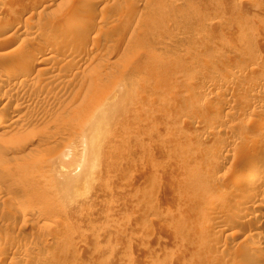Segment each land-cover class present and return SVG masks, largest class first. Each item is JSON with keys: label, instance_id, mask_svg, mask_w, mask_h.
Segmentation results:
<instances>
[{"label": "rangeland", "instance_id": "374dc122", "mask_svg": "<svg viewBox=\"0 0 264 264\" xmlns=\"http://www.w3.org/2000/svg\"><path fill=\"white\" fill-rule=\"evenodd\" d=\"M0 9V61L28 84L0 87V264H264V162L243 163L264 151V0ZM252 173L234 224L244 188L215 193Z\"/></svg>", "mask_w": 264, "mask_h": 264}, {"label": "bare ground", "instance_id": "6f19581e", "mask_svg": "<svg viewBox=\"0 0 264 264\" xmlns=\"http://www.w3.org/2000/svg\"><path fill=\"white\" fill-rule=\"evenodd\" d=\"M35 1V0H34ZM36 3V2H35ZM41 3V2H40ZM40 6V5H39ZM44 6V5H43ZM43 6L41 7V8H43ZM46 6V5H45ZM0 11H1V9H0ZM15 11V10H14ZM11 17V16H10ZM7 18V17H6ZM5 18V19H6ZM15 18V17H14ZM12 20V19H11ZM2 22V23H1ZM1 24H0V35H3V34H5V33H7L12 27H11V24H9L10 23V21L8 20L7 21V19L5 20V22L3 21V20H1ZM68 27V26H67ZM66 26H65V28H67ZM70 27V26H69ZM68 27V28H69ZM67 28V29H68ZM70 28H72V26L70 27ZM69 28V29H70ZM63 29V28H62ZM67 29H66V31H67ZM65 30V29H64ZM28 31V30H27ZM68 32V31H67ZM71 32V31H70ZM76 32V31H75ZM20 33V32H19ZM46 33V32H45ZM42 34V32H40V35ZM20 35V34H19ZM21 35H23V36H29V35H32L31 34V32H22L21 33ZM35 35V34H34ZM38 35H39V33H38ZM43 35H44V33H43ZM42 35V36H43ZM46 35V34H45ZM48 35V34H47ZM41 36V38H44V39H46L47 41H48V39H50L48 36ZM14 36V35H13ZM4 37V36H3ZM3 37H2V39H3ZM9 37V36H8ZM40 37V36H39ZM41 38H39V39H41ZM7 39V38H6ZM5 39V40H6ZM28 39V38H27ZM26 39V40H27ZM54 39V38H53ZM78 40L79 38H75V40ZM55 40V39H54ZM7 41V40H6ZM10 41V40H9ZM67 41H68V39H67ZM78 41H81V40H78ZM49 42H50V40H49ZM56 42V41H55ZM66 42V41H65ZM77 42V41H76ZM12 43V42H11ZM27 43V42H26ZM25 43V44H26ZM30 43V42H29ZM32 43V42H31ZM45 43H47V42H45ZM53 43V42H52ZM52 43L49 45V48H51L50 46H52L53 47V45H52ZM77 43H79V42H77ZM82 43V42H81ZM47 44H49V43H47ZM57 45V44H56ZM66 45V44H65ZM59 46V45H58ZM24 47V46H23ZM55 47V46H54ZM59 48V47H58ZM58 48H56V49H58ZM81 49V48H80ZM25 50V49H24ZM38 51V50H37ZM42 51V50H41ZM55 51V50H54ZM20 52V51H19ZM53 52V50H52V48H51V50H43V52H42V55H40V57H39V59H35L34 60V62H33V60H32V62L33 63H35V65H39L40 63L41 64H43V63H49V61L53 58L52 57V55L50 54V53H52ZM56 52V51H55ZM11 53V52H10ZM16 53H17V51H16ZM23 53V52H22ZM9 54V53H8ZM7 54V55H8ZM15 54V53H14ZM16 55V54H15ZM11 57H13V55H10ZM24 56V55H23ZM56 57V56H55ZM8 58H9V56H8ZM21 58V57H20ZM15 59V60H14ZM16 59L17 58H14L13 57V60L11 61V59H9V61L7 60H4V61H0V87L2 88H5V87H10L12 90H15V91H21V90H23L26 86H28V84L25 82V80H27V79H25L24 81H23V76L24 75H26L24 72H25V68L24 67H26V65L24 66V64H26L24 61H22L21 62V64H19V62H18V60L16 61ZM27 59V58H26ZM55 59V58H54ZM24 60V59H23ZM71 61V60H70ZM23 62H24V64H23ZM51 62V61H50ZM18 63V64H17ZM34 65V66H35ZM45 65V64H44ZM48 66H50V65H48ZM48 66H46V67H48ZM54 66V65H53ZM29 68V67H28ZM46 69V68H45ZM52 69V68H51ZM51 69H49L48 70V68H47V71H42V70H40L41 72H46L45 74L47 75V74H52V73H54V72H52L51 71ZM44 70V69H43ZM24 73V74H23ZM54 75V74H53ZM55 77L57 78V75H55ZM59 77V76H58ZM52 78H54V76H52ZM48 80H51V79H48ZM54 80V79H53ZM53 80H51L52 82H53ZM69 80V79H68ZM51 81H49V83H51ZM55 81V80H54ZM57 81H59V80H56V83L58 84V82ZM27 84V85H25V83ZM48 82V81H47ZM60 83V82H59ZM63 83V82H62ZM70 83V82H69ZM24 85H25V87H24ZM56 85V84H55ZM55 85H53V86H55ZM60 85V84H59ZM58 87H60V86H58ZM27 88V87H26ZM8 90V89H7ZM6 90V91H7ZM25 90V89H24ZM5 91V90H4ZM8 92H9V90H8ZM12 93V92H11ZM16 93V92H15ZM1 112V111H0ZM7 119V118H6ZM0 120H2V119H0ZM4 120V119H3ZM7 121H9V123H11L10 122V120L9 119H7ZM2 122V121H1ZM4 122V121H3ZM5 122H6V120H5ZM263 124V123H262ZM10 125V124H9ZM11 127V126H10ZM12 128H14V127H12ZM9 129V128H8ZM213 131V130H212ZM209 133H212L211 132V130H209ZM73 148V150L75 151H73L74 153H77L78 152V149H76V148H74V147H72ZM71 149V148H70ZM220 150H218V152H219ZM249 151V152H248ZM247 152L249 153V155H245V154H248L247 152L244 154L245 156L243 157V163L245 164V167L247 166V169H252V165H253V163L254 162H256V160H258V161H260L261 162V165H262V163L264 162V151H260V152H256V154H251L250 152H252V151H250V150H248ZM58 160V159H57ZM55 162V161H54ZM259 162V163H260ZM260 165H259V167L257 168L258 170L260 169ZM262 169V168H261ZM261 172V171H260ZM221 181L223 182L224 181V178L223 177H221ZM262 180V179H261ZM259 181H260V179H259V177H258V175H256V174H250V175H248V177L245 179V177H238V178H236V181L235 182H233V183H231V184H229V185H223V188L221 189L220 188V190H217L216 191V193H215V195H216V203H215V206L216 207H219V206H223V205H225V204H227V200L229 199V195L231 194V190L233 189V188H235V187H240V186H242L244 189H242L243 190V192L240 194V195H238L237 196V198H238V200H235V202L234 203H232V204H230L229 206H228V211L230 212V222H233L234 224L236 223H244L245 221H244V219L245 218H248V216H250V215H252V214H250V211L247 209V208H243L242 210H240V211H238V209L240 208V206H241V202L243 201V198L246 196V194H247V192L253 187L252 185H256V184H259ZM250 188V189H249ZM264 188V187H263ZM238 189V188H237ZM250 192V191H249ZM237 195V194H236ZM244 196V197H243ZM262 196V195H261ZM251 197V196H250ZM20 209H22L24 212H26V213H28L29 215H32V216H35V215H38L37 214V212L35 211V210H33V209H31L29 206H26V205H22L21 206V208ZM25 213V214H26ZM251 217V216H250ZM258 217V218H257ZM261 218V217H260ZM251 219V218H250ZM259 219V215L258 214H255V215H252V219L251 220H254V222H255V220H256V222L258 223V228H257V230H259V228H264V216H263V219L262 220H258ZM263 230V229H262ZM158 231V230H157ZM148 232H156L155 230H154V227L152 228V227H150L149 229H148ZM160 232V231H159ZM163 232V231H162ZM162 232H160V233H162ZM0 233H1V231H0ZM150 234V233H149ZM165 234H166V232H165ZM262 234V233H261ZM160 235H162V234H160ZM163 235H164V232H163ZM253 235H255L256 237H259L258 235H259V233H257L256 231H255V233L253 234ZM261 237V236H260ZM7 245L8 246H15V243L14 242H12V241H7ZM37 263L39 264V260L37 261Z\"/></svg>", "mask_w": 264, "mask_h": 264}]
</instances>
